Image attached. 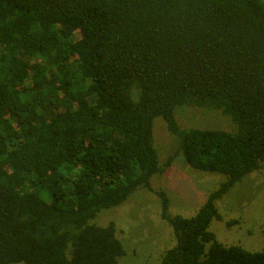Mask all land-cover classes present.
Returning <instances> with one entry per match:
<instances>
[{
    "label": "trees",
    "instance_id": "trees-1",
    "mask_svg": "<svg viewBox=\"0 0 264 264\" xmlns=\"http://www.w3.org/2000/svg\"><path fill=\"white\" fill-rule=\"evenodd\" d=\"M185 106L234 127H182ZM155 117L189 166L225 175L191 217L156 192L161 263L264 264L208 230L264 161V0H0V264H117L115 224L91 221L169 165Z\"/></svg>",
    "mask_w": 264,
    "mask_h": 264
},
{
    "label": "rangeland",
    "instance_id": "rangeland-1",
    "mask_svg": "<svg viewBox=\"0 0 264 264\" xmlns=\"http://www.w3.org/2000/svg\"><path fill=\"white\" fill-rule=\"evenodd\" d=\"M176 118L182 127L225 130L234 127L229 117L204 108H179ZM153 137L160 164L172 156L165 171L151 178L149 189H137L119 205L100 210L91 221L103 226L109 222L115 224L125 251L117 264H162L164 251L174 245L172 228L161 216L158 190L166 192L171 214L191 217L225 180L221 173L189 166L177 152V139L169 133L161 117L153 120ZM215 206L222 218H213L208 230L218 242L249 251L264 250V161L216 200Z\"/></svg>",
    "mask_w": 264,
    "mask_h": 264
},
{
    "label": "flooded vegetation",
    "instance_id": "flooded-vegetation-1",
    "mask_svg": "<svg viewBox=\"0 0 264 264\" xmlns=\"http://www.w3.org/2000/svg\"><path fill=\"white\" fill-rule=\"evenodd\" d=\"M253 172V171H252Z\"/></svg>",
    "mask_w": 264,
    "mask_h": 264
}]
</instances>
